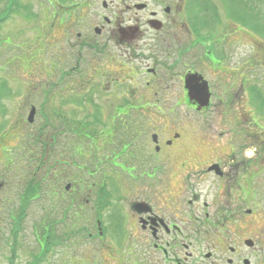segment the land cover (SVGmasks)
<instances>
[{"label":"flooded vegetation","instance_id":"af4514ba","mask_svg":"<svg viewBox=\"0 0 264 264\" xmlns=\"http://www.w3.org/2000/svg\"><path fill=\"white\" fill-rule=\"evenodd\" d=\"M85 3L94 4L99 14L85 32L95 37L85 42L95 51V67L92 79L84 82H96L111 112L104 113V126L91 138L96 155L83 150L86 131L73 128L66 114H60L62 124L50 123L49 146L56 147L58 137L74 131V139L63 140L69 149L80 140L78 154L68 155L69 164L84 166L96 157L102 180L128 183L135 227L164 263L264 264V123L257 117L264 112L252 111L260 108L258 103L249 110L246 105L249 57L254 66L261 64L260 51H231V44L242 45L231 28L224 33L228 40L223 51L221 42L201 41L195 0H82L78 5ZM74 36L82 33L69 35L70 46L79 45ZM66 53L68 63L71 51ZM200 75L208 80L209 105L218 110L213 119L231 126L235 134L227 145L219 143L218 125L209 134L211 123L201 122L200 127L199 121L184 118L199 120L209 108L200 107L201 95L190 90L203 84ZM179 83L174 105H169L167 96ZM71 87L65 84V101L70 100L65 103L73 100ZM183 104L200 111H180ZM239 107V113L233 111ZM119 115L129 116L122 127L116 126ZM252 165L259 167L255 185L248 176ZM66 174L75 183L67 192L70 212H78L88 203L81 191L83 177L71 169ZM249 198L258 202L248 207ZM181 207L185 210L179 212Z\"/></svg>","mask_w":264,"mask_h":264},{"label":"rangeland","instance_id":"374dc122","mask_svg":"<svg viewBox=\"0 0 264 264\" xmlns=\"http://www.w3.org/2000/svg\"><path fill=\"white\" fill-rule=\"evenodd\" d=\"M55 1L60 2V0H0V11L1 7H3L1 15L5 17L2 24H0V39L2 41L5 39L4 43L0 44V264H111L116 261L115 257L119 259L118 264H123L127 257L136 259L133 264H153L146 254L136 249L134 252H130L128 244L131 242H129L126 237L123 240L125 241L123 245H114L112 250L105 248L109 246L108 244L110 241H113L114 235L111 230L107 231V233L111 235V240H107L104 234L99 239L98 237L93 239V236L92 239H90L88 237V232L82 228L81 231L74 229L70 241H67L68 243L54 246L53 244H47L45 242V250L42 252H40L39 245L35 239L34 227L40 225L41 227L48 226L52 219L60 217L62 213L61 211L65 203L62 187L61 189L58 187L56 188L57 197L56 203H54L51 201L47 191L51 185L47 182L46 178L48 177V173L46 171L52 161H57L60 157H67L68 154L65 156L63 155L66 151L63 148L65 145L63 139L57 140V142L63 141L60 146L49 147L45 144L48 135L46 133L37 132L39 129H45V132H47L50 128L45 117L39 115L37 116L38 119H33L30 124L26 121L28 110H30L32 106H34L36 110H39L41 105L44 111L47 110V107H45L46 105L39 99V96H37L39 97L38 99H31L33 94L25 97L24 90L19 93V88H16V86H19V80H22L24 81V88L26 91L43 79L49 78L47 70L37 69L38 67L47 66L48 59L44 57L45 55L41 53L38 54V60L29 58L31 62H27L25 57L29 55V52L31 55H34L35 52L32 51L48 52L50 50L49 48L43 50V44L47 36L58 37L60 35V24L53 23L51 27L46 25L51 21V19H48L49 16L53 18L58 14L59 18H61V16H64V12L68 11L57 8V5H54ZM230 1L233 5L242 9L243 5L241 3H235L237 0ZM93 6L94 4L89 3L88 6L83 8L82 15L88 14L91 18H88L89 20H92L94 12L99 13V10ZM251 11H253V15H255V11L253 9H251ZM78 30H81L79 25L73 28L74 32ZM235 35L239 36L240 34L235 33ZM227 40V38L223 39L219 51L224 50V47L227 45ZM244 40L247 43L250 38L245 37ZM231 48L233 49L231 51H251L250 47L242 48L234 44H231ZM82 52L86 53L85 56H82V64H90L91 57L94 56L95 51ZM188 58L194 61L192 58ZM34 60L38 61L39 64L35 65V63L32 62ZM261 60L262 63H264V59L261 58ZM252 64L254 65V63ZM259 71L260 69L258 66H253L248 70V75H263ZM179 85L180 83L173 88L175 91H172V95L167 96L169 105H174L175 96L179 93V89H177ZM74 87H77V90L81 92L87 89L84 87L81 88L78 84L74 85ZM261 92L264 94V87L261 88ZM248 95L249 93L247 92V96ZM94 98L95 97H92V105L96 106V111L94 108L93 112H97L98 105H104V100L95 98L93 101ZM27 99H29V101H27ZM239 104L243 103L240 102ZM92 105L87 103V108L90 112L87 113L86 126L90 129L92 128V123H95L91 118L93 116ZM220 106L223 108L222 105ZM249 107L250 106L247 105L248 110ZM178 109L183 111L185 110V106L179 105ZM42 111L43 109L41 112ZM86 111L85 108L84 112ZM189 111L192 112L191 110ZM209 111L210 119L208 121L211 123L209 130L213 131V127L215 125L221 126V123L217 124L213 119L218 110L209 109ZM239 111H241V109ZM40 116L42 118H39ZM154 116L156 115L151 113V117ZM225 128L227 129V127ZM230 138L231 137H229L228 140H230ZM225 139H227V137L223 138L224 143ZM23 145L28 147L30 152L25 150V146ZM5 149L8 151L7 153ZM261 151L264 153L263 146ZM205 153L206 152L201 151L199 155L209 159L210 155ZM40 161L42 163H40ZM39 165L41 166L39 167ZM42 176H44V178H42ZM32 185H34L36 193H39L41 196L35 200L28 201L27 197H29L28 195H30L31 190H27ZM110 189L111 188L108 190ZM24 194L27 197L25 201L20 202L19 196ZM94 194L93 188L89 191L91 202L86 211L87 216L90 215V212L94 208L92 207ZM37 196L38 195L35 194L33 198ZM22 203L25 204L23 205ZM116 204V211H119L121 206H123L124 209L127 208L123 200V205H120L117 200ZM112 208L113 206L103 209V214L108 217V212ZM181 209L184 208L181 207L178 211L181 212ZM66 214L67 217L65 216V221L56 224L55 231L49 230L51 234L56 232L55 236H59L66 232V226L64 225L70 224L68 213L66 212ZM10 216L15 218L13 222ZM92 216L94 215H91L90 218L83 216L80 218V224H89V221L93 219ZM42 221L44 222L43 224H41ZM109 226L113 228V225ZM123 230H130V227L127 225V228L125 229L124 227ZM39 232L41 233L40 229ZM91 234H95L94 229L91 230ZM37 239H39V237ZM116 239L119 241L118 238ZM120 241H122V237ZM127 247L129 248L128 250ZM109 252L112 254V259L107 260L106 258H110Z\"/></svg>","mask_w":264,"mask_h":264},{"label":"trees","instance_id":"16d2710c","mask_svg":"<svg viewBox=\"0 0 264 264\" xmlns=\"http://www.w3.org/2000/svg\"><path fill=\"white\" fill-rule=\"evenodd\" d=\"M55 107H57V106H55V105H51V108H53V109H54Z\"/></svg>","mask_w":264,"mask_h":264}]
</instances>
